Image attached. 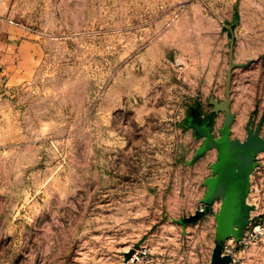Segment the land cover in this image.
Returning a JSON list of instances; mask_svg holds the SVG:
<instances>
[{
	"label": "rangeland",
	"instance_id": "374dc122",
	"mask_svg": "<svg viewBox=\"0 0 264 264\" xmlns=\"http://www.w3.org/2000/svg\"><path fill=\"white\" fill-rule=\"evenodd\" d=\"M227 86L264 137V0H0V264H210L191 122Z\"/></svg>",
	"mask_w": 264,
	"mask_h": 264
},
{
	"label": "water",
	"instance_id": "95a60500",
	"mask_svg": "<svg viewBox=\"0 0 264 264\" xmlns=\"http://www.w3.org/2000/svg\"><path fill=\"white\" fill-rule=\"evenodd\" d=\"M226 94L225 102H217L214 98H210V103L214 107L213 112L225 114L223 126L218 133H215L208 123L202 124L198 117L191 122L197 134L204 140L194 161L211 150H216L217 159L213 164V174L206 181L208 189L203 200V210L182 222L187 224L204 218L214 210V203L220 201V208L216 213V246L210 264L234 262L231 256L223 255V243L231 236L241 239L250 224L252 211V207L248 204L250 178L256 166V156L264 152L262 122H259L257 126L248 127L245 140L232 138V124L235 117L231 111L229 86H227ZM127 258H130V254Z\"/></svg>",
	"mask_w": 264,
	"mask_h": 264
},
{
	"label": "built area",
	"instance_id": "2783aa9c",
	"mask_svg": "<svg viewBox=\"0 0 264 264\" xmlns=\"http://www.w3.org/2000/svg\"><path fill=\"white\" fill-rule=\"evenodd\" d=\"M248 204L252 207L250 224L241 239L231 236L223 243L224 256L234 258L237 247L248 239H264V161L260 160V153L256 156V166L250 178Z\"/></svg>",
	"mask_w": 264,
	"mask_h": 264
},
{
	"label": "crops",
	"instance_id": "0c3cea01",
	"mask_svg": "<svg viewBox=\"0 0 264 264\" xmlns=\"http://www.w3.org/2000/svg\"><path fill=\"white\" fill-rule=\"evenodd\" d=\"M232 132H233V130H232ZM203 142V141H202ZM201 142V143H202ZM202 145H203V143H202ZM201 145V146H202ZM198 151V150H197ZM196 154H197V152H196ZM196 154L194 155V156H192L193 157V159L191 160V164L192 163H196V162H199V161H203L204 159H207V164H208V166L210 167V174L208 175V178L206 179V181L212 176V174H213V164L216 162V159H217V152H216V150H211V151H208L204 156H202L201 158H199V159H197L196 161H194V158H195V156H196ZM206 181H205V183L204 184H206ZM208 189V188H207Z\"/></svg>",
	"mask_w": 264,
	"mask_h": 264
}]
</instances>
